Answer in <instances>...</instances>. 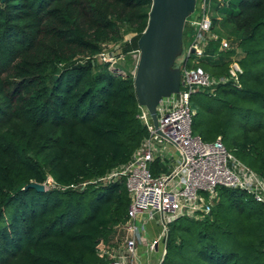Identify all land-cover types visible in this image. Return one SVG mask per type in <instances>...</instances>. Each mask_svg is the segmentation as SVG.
Wrapping results in <instances>:
<instances>
[{
    "label": "trees",
    "instance_id": "1",
    "mask_svg": "<svg viewBox=\"0 0 264 264\" xmlns=\"http://www.w3.org/2000/svg\"><path fill=\"white\" fill-rule=\"evenodd\" d=\"M215 1L232 26L231 44L214 34L204 51L213 64H186L218 79L239 62L240 86L219 82L208 96L255 97L256 116L234 145L264 154V0ZM151 4L0 0V264H106L99 251L126 221L130 195L124 177L86 181L128 162L148 131L133 74L117 73L102 57L110 44L123 53L138 48ZM125 32L135 35L126 40ZM221 39L229 47L220 48ZM238 49L241 58L233 56ZM261 165L247 167L264 178ZM30 182L46 189L25 188ZM217 191L209 213L167 224L160 264H264V207L247 208L253 198L242 190Z\"/></svg>",
    "mask_w": 264,
    "mask_h": 264
},
{
    "label": "built area",
    "instance_id": "2",
    "mask_svg": "<svg viewBox=\"0 0 264 264\" xmlns=\"http://www.w3.org/2000/svg\"><path fill=\"white\" fill-rule=\"evenodd\" d=\"M207 7L208 1L203 0L201 10H194L186 18L191 33L184 47L186 58L179 68V90L158 102L157 127L148 109L139 105L138 117L147 128L148 136L128 162L86 181L105 183L124 177L130 195L126 221L115 226L112 245L99 251L106 256V264H142L138 244L142 238L140 230L147 228L148 220L157 218L160 235H163L167 224L176 217L209 213L218 197V187L242 190L264 206V178L238 161L225 148L220 137L207 142L192 133L189 101L194 87H205L212 93L217 83L229 80L239 87L242 73L237 60H232L228 74L218 79L199 65L186 64L191 54L204 56L207 42L217 39L216 35L210 34L212 19ZM219 42L220 48L228 47L224 39ZM102 58L107 61L105 55ZM164 142H170L180 158L168 172L154 174L151 165L162 158L159 147ZM162 161L165 163L164 159ZM158 240L149 241L146 251L153 252Z\"/></svg>",
    "mask_w": 264,
    "mask_h": 264
},
{
    "label": "rangeland",
    "instance_id": "3",
    "mask_svg": "<svg viewBox=\"0 0 264 264\" xmlns=\"http://www.w3.org/2000/svg\"><path fill=\"white\" fill-rule=\"evenodd\" d=\"M208 1V12L210 17L216 19V24L214 28L210 31V34H216L219 37H224L225 39L231 35L232 26L227 23L224 19V15L216 9V1L215 0H207ZM203 0H196L195 11L201 10ZM187 24V23H186ZM185 24V25H186ZM190 27L186 28L183 34V43L184 47L187 44L190 38ZM134 33L125 32L124 37L126 40H131L134 36ZM230 43V41L227 39ZM228 43V47H229ZM231 44V43H230ZM221 45V42H219ZM227 48V47H224ZM225 50V49H220ZM105 57H107V61L110 62V68L115 70L117 73L126 75V72L134 74L135 65L138 58V48L132 50L128 53H123L122 49L119 48V45L110 44L106 48ZM236 55V56H235ZM234 57L241 58L243 53L238 49L236 53L233 55ZM186 58V53L179 58V68H181L183 61ZM237 58V59H238ZM212 60V59H211ZM208 57L204 56H196L191 54L188 58L187 62L190 63H199L201 66L205 64H213ZM215 90V89H214ZM210 90L205 87L196 86L194 87L191 96H190V108L192 110V124L191 129L194 135H198L202 137L204 141L211 142L216 140L218 137H221V142L225 146V148L239 161L245 164L248 167H252L254 169H258L261 164V167L264 168V160L263 151H259L257 148H252L249 152L243 151L241 148L234 145L235 142L239 141L242 137V129L243 126H247L251 124L256 116L255 114V97L251 95V97H242V93L240 90L234 91L230 95H227L226 98L220 99L211 98L208 96V92ZM214 92V91H213ZM212 92V93H213ZM249 123V124H248ZM218 137L216 138V135ZM163 146V145H162ZM251 146V145H250ZM173 148V153L175 156L173 158L172 155L167 158V160L162 162V164L170 165L171 161L177 157V150ZM171 152V153H172ZM177 153V154H176ZM161 161V160H158ZM261 163V164H260ZM218 200V197L215 201H213L212 205H215ZM246 207L253 209L263 210L264 206L262 204L256 203L253 200L245 203ZM263 208V209H262ZM229 216V215H228ZM232 218V219H236ZM149 226V225H148ZM158 227V226H157ZM146 228L141 229L142 238L139 246V260L142 264H160L163 254H164V240L165 234L160 235V232L155 233V235H151L154 231H148ZM158 238L159 251L155 255L147 252L146 248L148 246L147 241H152L150 237ZM150 238V239H149ZM153 238V239H155Z\"/></svg>",
    "mask_w": 264,
    "mask_h": 264
},
{
    "label": "water",
    "instance_id": "4",
    "mask_svg": "<svg viewBox=\"0 0 264 264\" xmlns=\"http://www.w3.org/2000/svg\"><path fill=\"white\" fill-rule=\"evenodd\" d=\"M195 4L196 0H152L147 25L137 40L139 53L133 74L135 96L138 105L148 109L155 128L158 102L179 90L178 61L184 53L183 29ZM24 187L46 189L44 183L38 182Z\"/></svg>",
    "mask_w": 264,
    "mask_h": 264
},
{
    "label": "crops",
    "instance_id": "5",
    "mask_svg": "<svg viewBox=\"0 0 264 264\" xmlns=\"http://www.w3.org/2000/svg\"><path fill=\"white\" fill-rule=\"evenodd\" d=\"M163 145V146H162ZM159 148L161 150V153H162V158H158L156 159V163L159 167V172H157L156 174L160 173V172H168L173 166H175L180 158L179 156V153L176 155L177 157L175 158V160L173 159L170 163V165H166V164H162V160L164 159V161L167 160L168 157H170L172 155V157L170 158H173L175 156V154L172 152L173 151V148H175L170 142H164ZM176 149V148H175ZM174 149V150H175ZM172 152V153H171ZM158 160H161V161H158ZM154 163V162H153ZM152 163V165H153ZM152 165H151V169H152ZM158 219L157 218H154V219H149L148 220V223H147V228L150 230V231H154V233L152 232L151 235H155V233L157 232H161V227L158 225ZM149 225V226H148ZM158 226V227H157ZM148 230V231H149ZM167 233V231L165 232V234ZM151 239L155 238L154 237H150ZM149 238V239H150ZM149 242V240L147 241V243ZM147 249V248H146ZM159 251V245L157 244L155 247H154V251L153 252H149V255L152 254V255H155L158 253ZM148 264H151L150 262Z\"/></svg>",
    "mask_w": 264,
    "mask_h": 264
}]
</instances>
